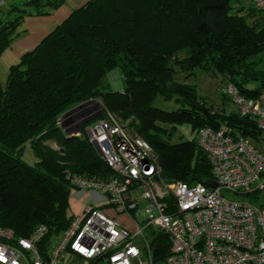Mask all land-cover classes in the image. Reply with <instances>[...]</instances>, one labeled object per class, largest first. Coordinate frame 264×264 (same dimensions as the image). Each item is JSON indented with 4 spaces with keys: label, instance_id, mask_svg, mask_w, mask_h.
<instances>
[{
    "label": "trees",
    "instance_id": "obj_1",
    "mask_svg": "<svg viewBox=\"0 0 264 264\" xmlns=\"http://www.w3.org/2000/svg\"><path fill=\"white\" fill-rule=\"evenodd\" d=\"M65 1L26 0V5L49 15L46 9ZM112 2L119 6L114 9ZM100 3L107 12L92 21V9ZM26 11L0 6V53L14 39ZM181 51L188 59L177 64L188 74L211 68L245 96L264 93V13L244 0H89L24 54L11 68L7 85L0 83V227L28 237L44 223L54 237L70 223L67 171L113 174L87 140L68 137L57 125L67 109L89 98L101 97L125 120L134 117L170 181L206 183L213 177L196 137L170 143L176 124L188 123L197 136L203 127L216 129L226 122L257 145L263 133L255 120L237 111L220 116L210 103L200 102L195 85L176 79L171 62ZM114 70L122 76V90L110 82ZM159 94L179 108L157 107ZM163 123L172 124L171 131ZM49 140L63 148L52 149ZM27 143L37 159L33 165L22 159ZM153 242L158 255L167 252L165 233Z\"/></svg>",
    "mask_w": 264,
    "mask_h": 264
},
{
    "label": "built area",
    "instance_id": "obj_2",
    "mask_svg": "<svg viewBox=\"0 0 264 264\" xmlns=\"http://www.w3.org/2000/svg\"><path fill=\"white\" fill-rule=\"evenodd\" d=\"M244 1L264 13V0ZM221 92L263 135L256 145L226 122L198 131L216 188L164 178L154 148L129 126L132 118L113 112L97 118L94 101L65 111L57 125L68 137L81 135L86 117H96L85 128L86 140L113 174L67 171L71 195L85 200L84 215L54 237L44 223L28 237L0 227V264H264V93L248 97L229 82ZM111 209L132 226L111 217ZM159 233L169 243L163 255L153 242Z\"/></svg>",
    "mask_w": 264,
    "mask_h": 264
},
{
    "label": "rangeland",
    "instance_id": "obj_3",
    "mask_svg": "<svg viewBox=\"0 0 264 264\" xmlns=\"http://www.w3.org/2000/svg\"><path fill=\"white\" fill-rule=\"evenodd\" d=\"M6 1L7 3L1 6L3 9L7 10L11 6H17L21 10L23 9L27 11L26 13H24L21 22L17 26L14 39L11 41L10 45L2 53H0V83L2 84L3 87L7 85V80H8V76L10 74L11 68L14 65L18 64L21 61L23 55L27 53L26 51H25L26 53L23 52V49L25 47L21 48V46L19 45L20 43H18V41L22 39L23 37H25V35H29L33 31L35 32L34 34H36V37L33 39V42L38 39L37 43L35 41L37 45L35 44L34 45L35 47L34 46H33L34 48L32 47L33 49H35L42 42L45 36L48 33H50L56 27V25L60 23L57 21L58 23H55V25H53V22H55L56 20L52 18L53 16L62 18L61 22H63V20H65L72 11L86 4L89 0H66L57 9H54V10H52L51 8L46 9L47 10L46 12L51 11L50 12L51 14L49 15L38 14L34 7H32L31 5H26V0H6ZM112 3L114 6H116L114 7V9H116L119 6V5L117 6L115 2H112ZM92 10L94 14L96 15L91 18L92 21L98 19L97 16L101 18V16H104L105 13L107 12V8L105 7V4L103 3L96 5L95 9H92ZM39 17L43 18V20L41 21V25L45 23L46 27L42 29V32L38 30L37 31L30 30L29 27H31V29L38 28L35 22L40 23L39 21L36 20ZM48 17H51V19H49ZM152 25L155 28L154 22ZM140 36H143L145 38L144 34L143 35L140 34ZM186 59H188L187 55L183 51L178 52L177 54L173 55L172 62L171 61L170 62L172 63L171 69L173 73H175L176 79L185 84L195 85L198 91V95L200 96V102L205 100L206 102L210 103V105L213 106V110L216 113H218L220 116H227V115L234 113V111H236L235 106L229 99L223 98V94L221 92V88L223 87L224 84L228 83V80L223 79L222 76L218 75L217 72H215L211 68L205 69V70L199 68L193 71V74H188L189 70L186 67H181L179 64H177V63L181 64L183 61H186ZM173 61H176V63H174ZM262 62L264 63V60ZM109 79H110V82L112 83L113 89L115 90L123 89L122 76L119 70H114L109 75ZM88 101H91V102L94 101L95 105L92 107V109L98 110V114L96 115L97 118L106 117L108 112H113L106 106L105 102L103 101L101 97L89 98V99L83 100L73 105L69 109H75L76 107L83 105L82 103H86ZM154 103L157 107L165 111H175L176 109L179 108V104L174 99H166L161 94H159L156 97V100ZM116 114L119 115L118 113ZM96 117L95 116L86 117L85 121L81 125V128H82L81 135H76V134L75 135L79 138L86 140L85 128H87L88 125H90ZM131 118L132 119L130 121L129 126L131 127V129H133L134 132H136L138 135L143 137V135L140 134V132L138 131V122H134V117H131ZM162 125L169 131H171L173 127V125L170 123H163ZM172 135L173 136H171L170 138V143H173V144L185 143V141L193 140V138L196 137L195 132L193 133L191 126L188 123L176 124L175 130L173 129ZM22 159L25 162H27L29 165H33L35 161L37 160L30 146V143H27L25 148L23 149ZM161 169H162V166H161ZM162 176H163V169H162ZM223 194L224 196L231 198V199L240 198V197H237L238 195L230 191H224ZM70 199H71L70 206L68 210V216L70 220L74 216L76 217L83 216L85 200L76 199L73 197V195L70 196ZM109 215L115 218L120 224L124 223L128 227L132 226L131 219L127 215H119L113 209L109 211ZM60 233H58L57 235H59Z\"/></svg>",
    "mask_w": 264,
    "mask_h": 264
},
{
    "label": "crops",
    "instance_id": "obj_4",
    "mask_svg": "<svg viewBox=\"0 0 264 264\" xmlns=\"http://www.w3.org/2000/svg\"><path fill=\"white\" fill-rule=\"evenodd\" d=\"M49 19H51V17H48ZM53 19H56L55 20V22H53V25H55V23H58V22H60L61 23V19L62 18H58L57 16H53L52 17ZM28 20H30V19H28ZM37 21H39L40 23H37V22H35L36 23V26H38V28H35V29H31V27H29V29L30 30H38V31H41L42 32V29L44 28V27H46V24L44 23H42L43 25H41V21L43 20V18L42 17H39L38 19H36ZM58 21V22H57ZM64 21V20H63ZM43 22H45V21H43ZM29 33V32H28ZM35 32H33L32 31V33H30L29 35H25V37H23L22 39H20L19 41H18V43H20L19 45L21 46V48H24L23 49V52L24 53H26V52H28V51H31V49H33L35 46V44L37 43V40H35L36 41V43H35V41L33 42V39L36 37V34H34ZM49 34V33H48ZM32 45V46H31ZM37 45V44H36ZM34 46V47H33ZM33 47V48H32ZM29 49V50H28ZM26 51V52H25Z\"/></svg>",
    "mask_w": 264,
    "mask_h": 264
},
{
    "label": "water",
    "instance_id": "obj_5",
    "mask_svg": "<svg viewBox=\"0 0 264 264\" xmlns=\"http://www.w3.org/2000/svg\"><path fill=\"white\" fill-rule=\"evenodd\" d=\"M206 184H207L208 186L212 187V188H216V187H218V183H217L215 180H213V179H209V180H207V181H206Z\"/></svg>",
    "mask_w": 264,
    "mask_h": 264
}]
</instances>
